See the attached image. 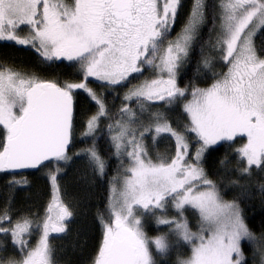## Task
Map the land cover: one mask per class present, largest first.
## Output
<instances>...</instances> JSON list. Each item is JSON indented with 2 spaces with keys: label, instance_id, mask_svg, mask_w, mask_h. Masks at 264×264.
Wrapping results in <instances>:
<instances>
[{
  "label": "rangeland",
  "instance_id": "374dc122",
  "mask_svg": "<svg viewBox=\"0 0 264 264\" xmlns=\"http://www.w3.org/2000/svg\"><path fill=\"white\" fill-rule=\"evenodd\" d=\"M203 1H196L193 21L172 36L180 0H0V41L31 46L43 59L64 60L81 69L84 80L70 81L65 88L73 94L83 89L99 103L87 122L85 137L97 135L109 111L94 89L101 84L124 86L133 76L141 77L125 94L127 117L120 119L121 113L110 128L111 142L124 164L111 187L113 221L106 225L102 248L92 264H106L115 234L137 245L138 264H157L166 253L183 251L186 255L180 256L178 264H243V241L264 243L245 224L239 205L221 196L202 167L210 147L237 136H246L249 166L264 165V56L255 45V35L264 27V0L220 2L223 24L217 37L228 68L204 87L214 104L226 114H236L235 126L226 125L224 119L215 121L177 82L188 61ZM129 3L127 12L122 11ZM245 65L255 68L251 75L255 85L246 94L252 104L241 106L237 76ZM44 81L48 80L0 68V154L1 141L4 144L19 132ZM178 103L193 125L196 144L161 115ZM93 154L78 159L85 160L91 171L100 165ZM64 161L70 163L71 158L42 172L51 176L43 214L15 221L6 206L1 210L0 264H60L50 251V240L53 244V236L65 232L72 215L62 201L63 178L55 179ZM6 170L0 162V175ZM8 180L10 202L9 193L20 179L10 176ZM147 217L154 227L168 229L147 234L143 224ZM259 249V264H264V248Z\"/></svg>",
  "mask_w": 264,
  "mask_h": 264
},
{
  "label": "trees",
  "instance_id": "16d2710c",
  "mask_svg": "<svg viewBox=\"0 0 264 264\" xmlns=\"http://www.w3.org/2000/svg\"><path fill=\"white\" fill-rule=\"evenodd\" d=\"M196 1L180 0L172 36L193 21L191 19L196 9ZM220 2L221 0L203 1L200 22L195 27L187 55L189 62L186 61L183 68L181 67L177 82L180 90L188 96L193 94L207 114L216 119L215 121L224 119L226 125L235 126L238 123L236 114H226L219 104H214L204 87L222 76L228 68V62L223 59V45L218 41V29L223 24ZM255 45L259 55L264 56V27L255 35ZM0 68H11L26 77L40 76L51 80V84L55 81L54 84L61 87H66V83L70 81L84 80L81 69L73 63L60 59H43L31 46H20L14 42L0 41ZM140 78L133 76L129 83H123L124 86L101 84L103 86L99 85L94 89L99 91V96L109 111L108 116L102 119L97 135L93 137H85L83 134L88 120L97 113L99 103L83 89L77 90L74 94L71 92V96L75 98V115L73 145L69 153L37 171L7 172L0 175V212L7 208V215L11 220L14 216L15 221L31 218L33 214L38 217L46 211V205L44 208L41 206L51 193L49 181L51 176L44 177L42 172L66 157L71 158L70 163L64 161L59 165L55 178L57 181L63 178L62 201L71 208L70 210L67 207L72 214L65 232L59 237L53 236L55 239L53 244L50 240V251L57 258V263L59 261L60 264H92L102 248L106 225L113 221L110 205L111 187L118 180L116 178H119V168L124 164L111 142L113 131L110 128L117 120L127 117L125 94L135 84H139ZM121 113V118L117 119ZM161 115L175 130L187 136L190 143L196 144L193 125L191 126L181 103L175 104L172 111L163 112ZM245 143L246 136H237L210 147L203 155L202 167L221 196L239 205L242 218L252 234L256 238L264 239V165L249 166ZM2 145L5 148L3 140ZM88 152L100 158V165L92 171L85 166V160H78L89 158L85 155ZM10 176L20 179L21 183L17 181L14 192L9 193V202L7 195ZM147 220L151 221V224H147ZM147 220H144L143 224L149 235H158L168 229L166 226L156 228L153 220L150 218ZM261 243L243 241L242 252L245 255L243 264L260 263L259 248H264V243ZM185 255L184 251L180 255L166 253L165 256L159 257L157 264H178L180 256Z\"/></svg>",
  "mask_w": 264,
  "mask_h": 264
},
{
  "label": "water",
  "instance_id": "95a60500",
  "mask_svg": "<svg viewBox=\"0 0 264 264\" xmlns=\"http://www.w3.org/2000/svg\"><path fill=\"white\" fill-rule=\"evenodd\" d=\"M75 99L68 90L48 81L23 119L19 132L6 140V168L13 172L37 171L67 155L73 145ZM138 248L114 235L106 264H137Z\"/></svg>",
  "mask_w": 264,
  "mask_h": 264
},
{
  "label": "flooded vegetation",
  "instance_id": "af4514ba",
  "mask_svg": "<svg viewBox=\"0 0 264 264\" xmlns=\"http://www.w3.org/2000/svg\"><path fill=\"white\" fill-rule=\"evenodd\" d=\"M130 8V3L129 4H126L125 6H122L121 7V10L124 11V12H127V10ZM132 15V14H131ZM131 15H125V17H130ZM132 28V27H131ZM247 72H250V74H248ZM254 72H255V68H252L250 67L249 65H245L241 70H240V73L239 74V81L241 82V85L239 87L236 88L237 90V95L239 96V98L241 99V102H240V105L244 106L245 105H250L252 104V100H247L246 98V94L248 93V91L250 92V88L252 86H254L255 84V80L251 77V75H254ZM40 93V92H39ZM35 94L33 96V98L35 99L37 97V95L39 94ZM34 103V101H33ZM33 105V104H32ZM31 105V106H32ZM30 106V107H31ZM29 107V108H30ZM28 108V110H29ZM27 110V112H28ZM2 123H0V127H1ZM16 135V134H15ZM5 144V143H4ZM5 146V145H4ZM5 151H8L7 147L5 146V148H3V151L1 152L0 154V162L1 164L3 163V167H4V170H6L5 168V159H6V156H7V152ZM6 172H8L6 170ZM110 253V252H109ZM108 253V254H109ZM107 254V255H108ZM107 255H106V260H107Z\"/></svg>",
  "mask_w": 264,
  "mask_h": 264
}]
</instances>
